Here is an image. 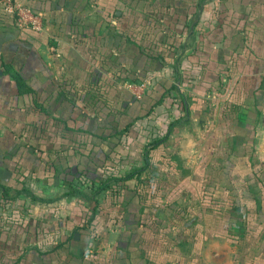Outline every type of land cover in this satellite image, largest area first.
I'll return each mask as SVG.
<instances>
[{
    "label": "crops",
    "instance_id": "1",
    "mask_svg": "<svg viewBox=\"0 0 264 264\" xmlns=\"http://www.w3.org/2000/svg\"><path fill=\"white\" fill-rule=\"evenodd\" d=\"M21 2L43 31L0 0V264H264V0Z\"/></svg>",
    "mask_w": 264,
    "mask_h": 264
},
{
    "label": "trees",
    "instance_id": "2",
    "mask_svg": "<svg viewBox=\"0 0 264 264\" xmlns=\"http://www.w3.org/2000/svg\"><path fill=\"white\" fill-rule=\"evenodd\" d=\"M164 96H162L160 98V101L157 100L155 105L159 104L162 101V98ZM150 111H148L149 113ZM138 119V118H137ZM132 126V124L127 125L126 127H124L122 130L117 131L116 133V137L120 138L121 136H123V134L128 133V131L130 130V127ZM166 142V139H158V140H153L151 141V143L149 145H147V147L144 148V153L150 152L151 150L156 149L157 147L162 146L164 143ZM142 172H144V168H137L133 171H131L130 173H128L127 175L124 176H120V177H109L103 180H99L98 182H95L96 177L93 175H83V177H78L77 179V183L74 184L73 189H71V191H69L68 194L71 195H78L81 194L80 191V187L83 188L85 186V188L87 190H90L93 192L94 195H99L102 193H106V194H110L111 196H115V197H120L122 190L128 188V186L134 185V186H140L142 183L140 181V176L142 174ZM21 178H23V176H21ZM73 183V182H72ZM72 183L70 184V186L72 185ZM82 184H84V186L82 187ZM80 185V186H79ZM0 189L3 190V194L5 195V197H8V189L4 186L0 185ZM25 189H21L20 192H25ZM20 194V193H18ZM215 212L219 213V209L215 208L213 209ZM93 212L90 213V217L92 218L93 216Z\"/></svg>",
    "mask_w": 264,
    "mask_h": 264
},
{
    "label": "built area",
    "instance_id": "3",
    "mask_svg": "<svg viewBox=\"0 0 264 264\" xmlns=\"http://www.w3.org/2000/svg\"><path fill=\"white\" fill-rule=\"evenodd\" d=\"M6 13L14 16L15 21L19 28L29 29L32 31H43V22L39 14H35L31 9L24 6L21 0H1ZM147 83H142L140 85H127L134 95L139 96V94L146 89Z\"/></svg>",
    "mask_w": 264,
    "mask_h": 264
},
{
    "label": "rangeland",
    "instance_id": "4",
    "mask_svg": "<svg viewBox=\"0 0 264 264\" xmlns=\"http://www.w3.org/2000/svg\"><path fill=\"white\" fill-rule=\"evenodd\" d=\"M148 87H149V85H148ZM156 129H157V128H156ZM81 185H82V187L84 186V184H82V183H81ZM83 189H86L85 186L83 187ZM53 195H54V193H53ZM56 195H57V194H56ZM45 199H46V200L43 199V200H41L40 202H41V203H45V205H46V204L49 205V204H50V201L54 202V200H55L56 198H55V197H52L51 200L48 199V198H45ZM57 202H59V201H57ZM54 203H55V202H54ZM51 204L53 205V203H51ZM57 204H58V205H62V207H64V205H65L64 203H60V202L57 203ZM67 204H68V203H67ZM68 205H69V204H68Z\"/></svg>",
    "mask_w": 264,
    "mask_h": 264
}]
</instances>
